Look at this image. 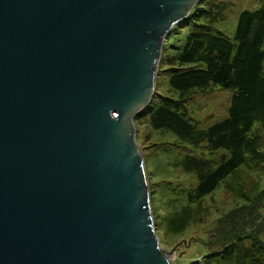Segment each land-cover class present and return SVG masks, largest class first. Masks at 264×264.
Wrapping results in <instances>:
<instances>
[{"label": "water", "instance_id": "obj_1", "mask_svg": "<svg viewBox=\"0 0 264 264\" xmlns=\"http://www.w3.org/2000/svg\"><path fill=\"white\" fill-rule=\"evenodd\" d=\"M198 0H0V264H172L135 116Z\"/></svg>", "mask_w": 264, "mask_h": 264}, {"label": "trees", "instance_id": "obj_2", "mask_svg": "<svg viewBox=\"0 0 264 264\" xmlns=\"http://www.w3.org/2000/svg\"><path fill=\"white\" fill-rule=\"evenodd\" d=\"M228 7L227 1L198 0L179 20L178 28L188 26L190 30L180 48L172 45L162 51L153 99L134 118L136 131L139 127L165 130L174 133L179 141L202 147L210 154L219 149L228 151V156L222 154L217 163L214 157L189 153L174 162L194 174L196 185L181 188L183 206L176 202L180 206L177 208L169 202L171 211L161 215L156 212L158 238L170 232L180 234L190 224L201 223L206 214L203 199L248 160L264 157V0L258 8L239 13L233 41L214 28L226 18ZM174 49L178 51L174 53ZM162 73L168 74V84L177 96L166 97L157 92ZM212 85L232 91L228 114L207 128H200L186 117V102L196 91H207ZM255 124H260V128ZM150 134H146L148 140ZM156 146L151 142L146 148L153 147L155 151ZM261 199L262 195L258 202L252 201L256 203L254 207L240 205L219 217L203 241L207 251L183 264H264V240L260 237L264 221L256 217L255 206Z\"/></svg>", "mask_w": 264, "mask_h": 264}, {"label": "rangeland", "instance_id": "obj_3", "mask_svg": "<svg viewBox=\"0 0 264 264\" xmlns=\"http://www.w3.org/2000/svg\"><path fill=\"white\" fill-rule=\"evenodd\" d=\"M222 1L228 2L227 16L223 21L217 22L214 28L233 41L239 13L242 10L258 8L261 0ZM177 23L162 38L161 53L164 49L173 48L172 45L180 48L183 44L190 28L188 26L178 28ZM177 51L178 49L173 50L174 53ZM157 84L156 90L160 95L166 97L177 96V93L168 84L167 73L159 75ZM231 94L232 91L230 89H224L216 85H212L207 91H196L186 102L187 112H185V115L197 123L200 128H207L227 116ZM255 126L260 128V124H255ZM149 131L151 134L148 140L146 134ZM261 132L262 130H260ZM262 138L264 140V133ZM136 142L143 155L148 185L152 191L150 193V201L152 216L155 221L156 212L161 215L172 210V204L169 202L174 203L177 208L180 206L176 202L181 203V206L185 204L182 202L181 188H189L192 184L193 186L196 185L194 174L185 172L180 166L174 165V162L187 153L201 155L206 158L214 157V160H216L214 163L218 162L222 154L228 156V151L224 149H219L210 154L206 149L194 147L187 142H181L174 133L160 129L152 130L146 127H139L136 131ZM151 142L157 144L155 151H153V147L146 148ZM163 191L165 192L163 193ZM261 195V203L255 206H257L256 217H261L260 220L263 222L264 157L257 161L248 160L233 175L228 176L221 182L215 191L203 199L206 214L202 218L201 223L190 224L182 233H180L182 231L180 230L178 232L180 234L174 235L170 232L159 236L160 244L163 248L170 250L177 245L175 254L172 257V264H183L189 261L190 257L200 256L205 253L207 247L203 241L207 240L209 234L215 228L218 218L240 205L254 207L253 204L256 203H252V201L258 202V198ZM260 237L264 240V230H262Z\"/></svg>", "mask_w": 264, "mask_h": 264}]
</instances>
